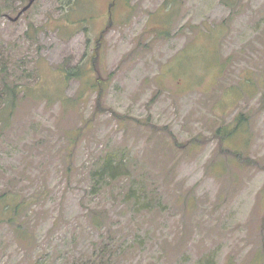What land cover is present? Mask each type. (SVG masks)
Here are the masks:
<instances>
[{
    "label": "rangeland",
    "instance_id": "rangeland-1",
    "mask_svg": "<svg viewBox=\"0 0 264 264\" xmlns=\"http://www.w3.org/2000/svg\"><path fill=\"white\" fill-rule=\"evenodd\" d=\"M83 263L264 264V0H0V264Z\"/></svg>",
    "mask_w": 264,
    "mask_h": 264
},
{
    "label": "trees",
    "instance_id": "trees-1",
    "mask_svg": "<svg viewBox=\"0 0 264 264\" xmlns=\"http://www.w3.org/2000/svg\"><path fill=\"white\" fill-rule=\"evenodd\" d=\"M72 76L78 77L76 72H72ZM96 86V85H95ZM120 166L119 164H115V162L112 159H109L108 157L105 159L103 162L101 168L98 170V176L101 178H110V179H115L116 176L119 173ZM83 264H89V263H83ZM92 264V263H91Z\"/></svg>",
    "mask_w": 264,
    "mask_h": 264
},
{
    "label": "water",
    "instance_id": "water-1",
    "mask_svg": "<svg viewBox=\"0 0 264 264\" xmlns=\"http://www.w3.org/2000/svg\"><path fill=\"white\" fill-rule=\"evenodd\" d=\"M32 2L33 1H30L29 3H28V5L25 7V8H23V10L16 16V18H14V19H12L13 21H16L21 15H22V13L23 12H25L29 7H30V5L32 4Z\"/></svg>",
    "mask_w": 264,
    "mask_h": 264
}]
</instances>
